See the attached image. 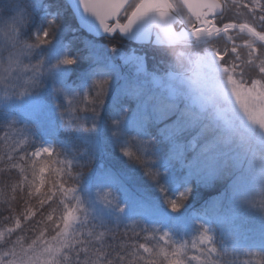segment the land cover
Returning <instances> with one entry per match:
<instances>
[{
	"label": "snow or ice",
	"instance_id": "1",
	"mask_svg": "<svg viewBox=\"0 0 264 264\" xmlns=\"http://www.w3.org/2000/svg\"><path fill=\"white\" fill-rule=\"evenodd\" d=\"M0 204V264H264V0H0Z\"/></svg>",
	"mask_w": 264,
	"mask_h": 264
},
{
	"label": "trees",
	"instance_id": "2",
	"mask_svg": "<svg viewBox=\"0 0 264 264\" xmlns=\"http://www.w3.org/2000/svg\"><path fill=\"white\" fill-rule=\"evenodd\" d=\"M49 2L51 3H57V2H63V0H49ZM67 14H71L70 12ZM231 13H226L225 14V21H228V18L231 16ZM71 21L68 23V25L66 26H71V27H76L77 24L75 22V19L71 16L70 17ZM68 34H72V39L75 43L76 41H80L79 39H75L74 40V36H79V37H87L88 39H93L92 37L88 36L86 33H84L83 31L79 32V33H73L72 31H68ZM97 43L100 44H104L107 45L109 47L112 46H116L118 48H120L122 51H127V50H131L132 48H137L138 50L141 49H145V51L148 53L149 55H156L155 57L158 56V54H160V60L163 62H166V58L162 55L161 50H158L159 53H157L156 50H153L150 47H145L142 48L141 46H137L132 44L131 42H129L128 40L120 37V36H115L113 38H103L101 40H96ZM225 43V42H224ZM80 44L82 46V43L80 41V43H77V46L80 47ZM218 45H216L217 47ZM79 49H76L75 51H77ZM74 51V53H75ZM241 55H244V50L241 49ZM177 172H176V177H177V183L174 186L177 192H183L185 191V187H189L190 188V192L188 195V198L186 201L183 202L184 207L181 209V211H187L189 214L195 211L200 210L207 201L211 200L213 197L218 196L220 194L221 191H223V187H224V182L223 181H215L213 184H204V183H198L196 181V179H192L189 183V185H185L183 183V176L187 174V170L183 169V170H179V165H177ZM218 182H222L223 186L218 189V190H214L213 187L216 185V183ZM143 184L144 187L149 189L150 192L154 195H160L156 189H155V185L153 184V182L147 178L144 177L143 178ZM173 192L170 189L169 191V195H172ZM22 205H17L16 206V210L17 212H19L21 210ZM3 205L0 204V219H2L3 215H7V212H3ZM251 224H244L243 227H251ZM219 237V236H218ZM221 248H224V245L221 244ZM225 259H228V257L226 256ZM245 259H249L252 260L254 258L252 257H246L243 254L240 255V260H245Z\"/></svg>",
	"mask_w": 264,
	"mask_h": 264
},
{
	"label": "rangeland",
	"instance_id": "3",
	"mask_svg": "<svg viewBox=\"0 0 264 264\" xmlns=\"http://www.w3.org/2000/svg\"><path fill=\"white\" fill-rule=\"evenodd\" d=\"M70 17H71V14H67L66 13V18H65V20H64V23H65V25H68V23L71 21V19H70ZM220 21V20H219ZM72 34H68V31H66L65 32V34H64V40H65V42H72V51H73V53H74V51L76 50V49H80V48H82L83 47V45L81 46V44H80V47H78L77 46V43H80V41H76V43L73 41V40H71L72 39ZM222 40H224V39H222ZM225 41H216L215 42V46L216 45H218L217 47H223L224 45H225V43H224ZM213 45H207L206 47H212ZM230 46V45H229ZM127 51H129V50H127ZM126 51V52H127ZM157 51V53H159V51L158 50H156ZM138 54H144V55H146L147 56V61H146V63H147V68H148V70L149 71H163L164 70V68H165V65H166V62H163V61H161L159 58H160V54H158V56L157 57H155L154 55H149L148 56V53L145 51V49H141L140 51H138ZM214 182H212V183H210V185L211 184H213ZM223 186V183L222 182H218V183H216V185L213 187V189L214 190H218V189H220L221 187ZM249 215L250 216H257L258 217V215H259V213H256V212H252V213H249ZM258 222V221H257ZM244 225V224H243ZM217 239H219V237H218V235H217Z\"/></svg>",
	"mask_w": 264,
	"mask_h": 264
},
{
	"label": "water",
	"instance_id": "4",
	"mask_svg": "<svg viewBox=\"0 0 264 264\" xmlns=\"http://www.w3.org/2000/svg\"><path fill=\"white\" fill-rule=\"evenodd\" d=\"M77 22V21H76ZM118 35H120V36H122L121 34H119V33H117ZM117 34H115V35H117ZM114 35V36H115ZM114 36H112V37H114ZM106 37H109L108 35H105V36H101V37H95L96 39H101V38H106ZM131 42H133V43H135V44H137L136 42H134V41H131Z\"/></svg>",
	"mask_w": 264,
	"mask_h": 264
}]
</instances>
